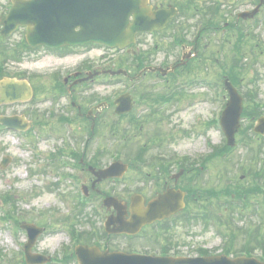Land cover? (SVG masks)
<instances>
[{
	"label": "rangeland",
	"instance_id": "1",
	"mask_svg": "<svg viewBox=\"0 0 264 264\" xmlns=\"http://www.w3.org/2000/svg\"><path fill=\"white\" fill-rule=\"evenodd\" d=\"M154 1L152 0V2ZM200 1L192 0V4L200 7L201 3H204L203 0L201 3ZM174 2L183 4L184 0L158 1V3L165 5ZM6 6L7 0H0V12H3ZM204 7L208 8L206 4ZM182 10L184 12L185 8ZM197 19V16L194 17L195 21ZM177 24L181 25L184 32L190 34L192 24H189L188 12L183 13L174 20V25ZM174 31L172 28L167 33L155 36L156 40L148 48L151 53V55H148V62L152 61L156 64L163 57L167 60L173 57V53L169 55L165 51L168 50L169 36ZM253 34L256 37L258 47L254 50L253 56L249 54L244 60L246 64L250 60H254V63L241 81L240 92L250 93L248 89L255 90L258 99L264 101V24L255 29ZM22 38V32H17L7 42L10 45L7 51L3 56H0V60H5L6 71L11 74L38 72L41 75V72H49L58 67L56 66L57 61H52V59L48 58L41 59L40 55L35 54L33 56L23 49L19 54L20 58L17 59L15 49L18 47L17 42H20ZM144 38H147L146 44H148V40L149 42L151 41L149 37H141V40ZM219 38L218 34L210 33L208 35V33H204V40L200 45L202 47L203 44H207L204 56L194 60L189 68L181 73L178 79L171 80L169 78L170 85L175 86L176 90L181 86H185L182 94L178 95V101L170 100L162 108L154 107L156 111L158 110L156 120L164 117L159 123H149L141 131L142 134L147 132L152 134L157 131L160 135H174L173 138L165 139L164 150H161L162 146L157 148V143H153V141L147 145L144 154L146 161H152L154 156L161 153L167 157L171 155H186L194 160H201L203 157L212 154L207 159V163L204 164L205 170L199 174V182L193 180L191 184L189 183V186H193L195 189H213L217 193L219 192L217 196L210 197L201 204V207L211 213L210 220L187 221L183 219L182 223L180 221L177 222V226L171 231V236L179 252L193 253L192 248L193 245L196 246L195 243H199L205 248L211 249L214 247L218 250L224 246L226 236H232V233L235 235L233 240L225 246L231 247L233 250L236 249V251L245 250V248L254 251L258 248L259 245H256V242H253L255 245H250L251 240L247 234L251 231L254 232V237H260V241L264 239V205L261 204L264 201V196L260 197L261 194L254 195L248 205V209H245V202L236 201L237 199L235 198L230 201L222 193L223 188L225 189L227 186L232 189L240 187L247 189L254 185L253 172H259L257 184L264 186V144L258 138L257 140L247 138L243 141L244 145L240 144V146L231 151L224 148V139L220 130L216 127L207 126V121L214 120L222 110L223 105V102L213 99L212 93L214 91L212 90V84L214 81L217 82L221 72L217 67V56L215 57L217 55L216 51L222 45L218 40ZM156 44L157 48L155 47ZM140 47L146 50V45ZM224 52L222 51V53ZM94 53L99 59L100 54L103 52L99 50ZM111 54L115 55V57L118 56L115 52ZM14 58L15 60H12ZM120 63L118 62L113 68H118ZM46 77L48 76L43 74L42 77L33 81V86L35 84L43 89L52 87L51 81L49 79L46 80ZM194 77L202 81L190 82ZM252 77L256 78V86L250 82ZM163 82L144 78L140 83L144 85V90H148L154 95L166 92V85ZM122 89L121 85L112 87L110 85L97 84L91 89L84 91V93H80L78 97L98 96V99L104 97L113 99L116 92H120ZM131 89L133 92L136 91L135 87ZM46 96L45 94H36L34 101L42 99L43 102L41 103L33 101L30 104L14 103L0 106V115L24 114L27 117L26 119L30 120V116L35 113L38 115L36 120L44 123L43 127L38 124L32 131L25 132L23 137L17 132L0 128V164L5 158L9 160L4 168H0V200H2V197L10 198L7 204H3L2 201L0 204V264H22L24 262L23 245L26 243L27 238L22 230L14 233V223L9 218H6L5 215L8 210H15L14 217L19 224L33 222L45 229L32 248V253H38L43 256L51 254L59 256L63 247H68V250H72L70 246L72 242L68 235L64 233L71 226L76 228L77 231L85 232L94 231L98 226L94 223L95 215L92 214V210L96 209V203L100 204L95 199V195L90 196L96 203L91 207L82 208L83 213L81 214V210L76 204L80 201V198L74 192H71V190L75 189L69 184L67 177L63 178L60 176L62 172L77 176L81 184L90 187L91 175L77 168L71 170L59 166V163H56L50 156L51 154H57L58 148H69L71 151L81 153L85 146H88L87 150L84 151L85 160H92L95 153L100 165L105 167L111 162L109 158L113 153L119 154L118 160L120 161L134 163L135 153L143 143V135H138L137 125L133 122L116 119V117L107 123H102V119L97 120L100 122H96V133L92 135L91 139L88 136L86 137L91 130V121H83V124L80 125H67L68 128L70 126L74 128V132H76V134L68 133L67 127L54 125V122L58 120V116L64 114L62 112L63 107L66 105L64 98L54 101L47 99ZM78 103L80 104L79 98ZM137 112L140 117H144L147 116L149 110L142 106ZM181 131L187 132V135L182 134ZM43 134L51 137L62 134L63 137L60 140L47 138L46 140L43 139L42 142H37ZM81 135L84 136L83 139ZM85 139L86 144L84 143ZM36 142L37 152H39L41 159L28 146H35ZM71 162L75 163L73 159ZM134 166V164L133 166L131 165L132 171L125 176L124 183L130 189L140 183L142 174L147 172L156 173V171L152 172L146 165H142L140 167L141 170ZM189 175L192 176L191 173ZM119 185L113 182H101L95 188L97 187L101 193L113 195L121 189ZM70 194L73 195L72 199H70ZM248 213L250 216H248ZM216 222L221 225L220 233H224V237L219 235L217 228L212 225V223ZM48 225L50 227L45 228ZM234 226L235 228H233ZM242 247L244 248L241 249ZM70 264L75 263L70 262Z\"/></svg>",
	"mask_w": 264,
	"mask_h": 264
},
{
	"label": "flooded vegetation",
	"instance_id": "2",
	"mask_svg": "<svg viewBox=\"0 0 264 264\" xmlns=\"http://www.w3.org/2000/svg\"><path fill=\"white\" fill-rule=\"evenodd\" d=\"M202 1V0H201ZM200 1V3H201ZM204 3H201V8L203 11L207 12L210 10V13L205 15L206 16V33H208L209 29V22L210 20H220V12L224 9L227 5L229 9L232 10H248L253 8V6L257 5L258 0H203ZM207 5L208 8H205L204 5ZM199 11L198 9H196ZM226 16V15H225ZM234 19L233 14H231L229 23L223 22L222 28H219L223 33H225L227 26L229 25V30L231 29V21ZM201 28L200 30H202ZM141 37H146V35H141L137 39V42L134 46V54L132 57L138 56L137 63H133V58H128V60L123 64L124 67L127 69V80L128 84L125 87H136V92L138 98H133V95L130 92L129 95L132 97L131 103V111L125 115H116L115 114V98H104V99H97L96 96H87L84 98L78 97L80 93H84L88 89H91L97 84L98 78L100 76H108L102 73L99 76L86 79L92 73L95 72H105L109 69H112L114 64V56L108 52H113L111 49H106L105 53H102L101 58H97L96 54L94 53L97 49H101L102 47H97L94 45H86L83 47H76V48H65L61 50H50L44 48L43 51L46 54H49V58L52 61H57L56 66L48 79L51 81L53 88L58 86V81L62 82L63 88L66 90L67 94L70 95L72 101L70 102L69 106L65 105L62 109L63 115L58 116V121L61 124L66 125H80L83 121H91L92 124H97L96 122H100L97 120L102 119V123L111 122L113 118L133 122V118L136 119L137 111L142 107L146 106L145 99H141V95L144 91L143 84H139V82H135L136 80H140L138 78L139 71H135L139 68L140 65L148 66L154 64V62H148V55H151L149 52V47L155 41L154 38H151V41L146 44L147 38L141 40ZM152 37V36H151ZM201 35H198L196 40H194L193 48L187 53L183 54V56H188V59H185L178 62L175 58L172 62L167 63L166 58L160 59L156 64L164 66L167 68L169 66H175L180 62H184L185 66L187 62H190L191 54L197 55L199 44L198 41L200 40ZM204 38H201V43ZM146 45V50L141 48L140 46ZM157 48V45H155ZM207 48V44L202 45V50ZM196 49V50H195ZM93 51V52H92ZM128 54L127 51H125ZM105 54V55H104ZM131 56V55H130ZM172 60V58H170ZM54 67V66H53ZM148 78V79H160L158 73L155 74H147L143 73L141 78ZM102 78V77H101ZM52 88V89H53ZM126 93V92H124ZM122 93V94H124ZM111 95V94H110ZM109 95V96H110ZM78 98L80 100V104L78 103ZM159 100V99H158ZM169 101L162 103L161 101H156L154 106L156 107H164L168 104ZM159 108V109H160ZM158 109V108H157ZM158 112V110H157ZM164 117V116H163ZM162 117V118H163ZM67 118V119H66ZM111 118V119H108ZM142 117L141 119H143ZM162 118H159L161 120ZM138 120H141L139 117ZM145 124H142L140 129L145 128ZM143 135V146L151 144V142H157V139H162V144H156L157 148L162 146L161 150L165 149V139L170 138L166 135H154V133H139ZM134 136V135H133ZM163 136V137H162ZM167 136V137H166ZM162 154V153H161ZM166 161L165 159H162ZM93 160H90V162ZM174 158L172 157L170 161L171 163H163V162H146L140 163L139 166L146 165L149 167L152 172L156 171V173H147L146 176L149 179H142L137 186L133 188H127V184H125V180H123L119 186L121 189L119 192L114 193L112 196L116 199L118 204L121 208L123 205L127 207L126 214L122 217L117 215V212L114 208L109 210L103 209V212H99L98 216L95 215L94 223L98 226L95 228L94 231L91 232L90 244L86 241L83 242L84 244H88V246L97 247L101 251H119L124 253H138V254H145V255H153V256H164V257H174L178 254L184 253L177 251L176 245L174 243L173 237L171 236V231L177 226V222H183V215L182 214H175L168 218H165L161 221H154L151 224L144 225L140 231L134 235L129 236L126 234H119L115 233L116 230L120 229L121 224L124 221L130 219V214L128 212L129 206L131 201L138 200L143 202L144 207H147L148 204L153 201L157 200L159 195L165 193L167 190H181L185 192V200L187 198V190L185 189V184L181 181V178H176V170H173L174 167ZM167 162V161H166ZM82 163V164H81ZM80 165H83L81 161ZM107 166V165H106ZM105 166V167H106ZM136 167V166H135ZM104 168V167H103ZM87 169V168H86ZM132 171L130 167L128 168V172ZM183 175H184V170ZM187 173L189 171L187 170ZM189 181V180H188ZM185 189V190H184ZM98 192V190H96ZM95 199L97 202L102 203V201L107 197L105 194H97ZM137 195L139 198H137ZM74 250V247L72 248ZM73 255L68 258L69 262H72ZM76 260V258H75ZM76 262V261H75Z\"/></svg>",
	"mask_w": 264,
	"mask_h": 264
},
{
	"label": "water",
	"instance_id": "3",
	"mask_svg": "<svg viewBox=\"0 0 264 264\" xmlns=\"http://www.w3.org/2000/svg\"><path fill=\"white\" fill-rule=\"evenodd\" d=\"M149 12L150 8L146 7V0H15L14 7L5 22V30L13 29L18 24L27 26V40L31 44L57 45L93 41L122 48L132 41L137 32L157 27L153 21L146 20ZM130 15L134 18L131 24L128 21ZM76 28H79V31H76ZM227 90L230 101L223 114L221 125L231 144L238 127L241 99L230 86ZM28 95L24 83L6 81L0 85V104L26 100ZM0 122L11 126L15 120L0 119ZM180 209V203L174 202L164 212L168 215ZM28 250L29 246H27ZM144 262L147 264L154 261L120 255L109 257V264H143ZM216 264L259 263L246 259L229 261L222 258Z\"/></svg>",
	"mask_w": 264,
	"mask_h": 264
}]
</instances>
